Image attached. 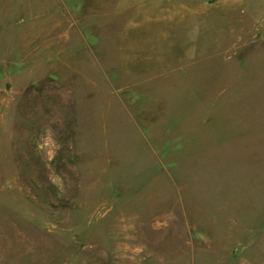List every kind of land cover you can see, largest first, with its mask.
<instances>
[{
	"label": "rangeland",
	"instance_id": "374dc122",
	"mask_svg": "<svg viewBox=\"0 0 264 264\" xmlns=\"http://www.w3.org/2000/svg\"><path fill=\"white\" fill-rule=\"evenodd\" d=\"M150 2L0 0V264H264V0L213 40Z\"/></svg>",
	"mask_w": 264,
	"mask_h": 264
},
{
	"label": "crops",
	"instance_id": "0c3cea01",
	"mask_svg": "<svg viewBox=\"0 0 264 264\" xmlns=\"http://www.w3.org/2000/svg\"><path fill=\"white\" fill-rule=\"evenodd\" d=\"M150 1L149 4L135 10L132 20H136V25L142 23L141 28L146 30L157 29L163 32L159 40H208V38L213 40L217 37V30L221 35V30L226 24L224 18L237 10L240 3V0ZM128 29L121 34L122 41L146 40L141 34H139L141 38L135 39L134 34ZM166 30L171 32L168 37H165ZM205 43L206 41L202 47L200 41L193 42L191 49H188L189 54L196 55L201 50L206 51Z\"/></svg>",
	"mask_w": 264,
	"mask_h": 264
}]
</instances>
